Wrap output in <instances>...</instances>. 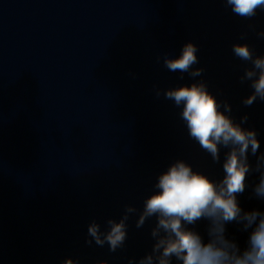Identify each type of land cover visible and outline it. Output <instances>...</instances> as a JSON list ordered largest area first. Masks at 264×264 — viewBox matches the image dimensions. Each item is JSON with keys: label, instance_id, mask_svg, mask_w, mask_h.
Instances as JSON below:
<instances>
[{"label": "clouds", "instance_id": "1", "mask_svg": "<svg viewBox=\"0 0 264 264\" xmlns=\"http://www.w3.org/2000/svg\"><path fill=\"white\" fill-rule=\"evenodd\" d=\"M221 2L233 15L249 21L240 33L241 41H246L249 33L264 40V28L254 22L258 12L264 13V0ZM198 51L194 42L186 41L178 55L165 52L157 56V63L162 60L168 72L179 73L180 80L187 74L192 82L166 89L153 85L152 92L155 98L163 95L179 109L188 138L210 156L213 164L221 165L223 176L211 179L187 160L176 158L156 175L142 208L127 204L119 219L109 217L103 225L92 219L85 243L101 248L107 245L109 252L115 253L125 247L130 218L136 216L137 229L155 218L150 228L151 250L139 259L129 258L128 264H264V210H245L238 199L250 187L249 199L264 203V152L260 151L259 133L254 126H246L249 113L237 121L232 105L209 90L205 69L197 66ZM231 51L244 65L239 83L251 89L242 98V105L251 108L257 101L264 103V54H257L247 42L233 43ZM130 75L136 78L134 73ZM221 149L226 150L222 161ZM253 173H259V179L249 185ZM199 221L207 222L206 240L195 228ZM233 223L247 234L243 244L227 234L226 226ZM60 264H80V260L68 256ZM94 264L108 261L97 260Z\"/></svg>", "mask_w": 264, "mask_h": 264}]
</instances>
